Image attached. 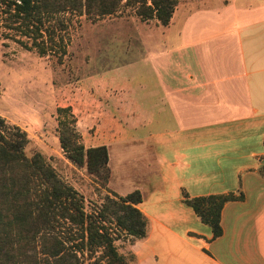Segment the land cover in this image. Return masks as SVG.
Returning a JSON list of instances; mask_svg holds the SVG:
<instances>
[{"label": "crops", "instance_id": "obj_1", "mask_svg": "<svg viewBox=\"0 0 264 264\" xmlns=\"http://www.w3.org/2000/svg\"><path fill=\"white\" fill-rule=\"evenodd\" d=\"M144 22L141 57L94 73L96 88L77 92L84 110L92 102L116 111L92 118L100 140L86 141L108 147L109 187L142 192L147 235L132 246L139 264H264V0H179L168 25ZM135 145L149 180L117 191L112 151L128 161ZM184 191L245 196L226 203L223 235L212 239Z\"/></svg>", "mask_w": 264, "mask_h": 264}, {"label": "trees", "instance_id": "obj_2", "mask_svg": "<svg viewBox=\"0 0 264 264\" xmlns=\"http://www.w3.org/2000/svg\"><path fill=\"white\" fill-rule=\"evenodd\" d=\"M179 0H0L9 19L18 29L33 37L45 51L42 25L56 20L62 12L74 11L92 21L133 8L143 20L157 19L168 25ZM54 41V30H48ZM59 140L67 157L91 173L111 178L109 149L106 145L86 147L77 127L72 107L58 108ZM27 132L9 129L0 115V264H80L79 252H87L94 264H131L118 251L121 233L140 240L147 235L148 218L139 208L140 190L127 195L113 192L93 211L85 209L84 197L66 183L36 152L28 156ZM264 174V159L262 166ZM244 193L229 192L192 197L183 192V202L212 229V239L223 235L222 212L228 202L241 201ZM131 260L137 262L132 251Z\"/></svg>", "mask_w": 264, "mask_h": 264}, {"label": "rangeland", "instance_id": "obj_3", "mask_svg": "<svg viewBox=\"0 0 264 264\" xmlns=\"http://www.w3.org/2000/svg\"><path fill=\"white\" fill-rule=\"evenodd\" d=\"M249 1L253 0H244V3ZM182 2L186 4L189 0ZM58 19L63 23L46 20L42 25L43 37L37 42H43L46 49L43 52L32 36L17 28L19 22L9 19L8 13L0 8V115L7 128L27 132L26 154L32 156L40 152L59 176L82 194L85 209L91 212L103 203L106 195L115 191L102 176L91 173L86 165L79 166L67 157L59 140V120L63 114H59L58 108L72 107L86 147V140L90 137L100 140L101 133L92 118L99 120L115 116L116 111L92 102L84 110L77 100L78 88H96L90 83L94 73L103 74L141 57L142 49L136 43L140 41L145 22L130 7L95 22L74 11L62 12ZM148 22L152 25L160 23L157 19ZM50 29L54 30V41L48 38ZM137 68H132L133 71L122 68L120 72L127 75L131 71L129 76L135 78L144 67ZM105 79L104 84H107L110 78L106 76ZM128 150L133 155L128 161L121 155V148L115 153L112 151L113 168L117 170L116 181L112 184L117 191H126L138 178L149 180V173L142 171L143 161L138 154L142 147L135 145ZM132 240L121 233L115 243L129 263L139 264L138 257L137 262L130 257L132 246L138 241ZM78 256L80 264H94V258L87 252H79Z\"/></svg>", "mask_w": 264, "mask_h": 264}]
</instances>
